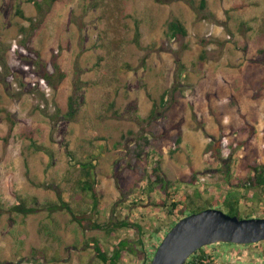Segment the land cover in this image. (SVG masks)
<instances>
[{"label":"rangeland","instance_id":"374dc122","mask_svg":"<svg viewBox=\"0 0 264 264\" xmlns=\"http://www.w3.org/2000/svg\"><path fill=\"white\" fill-rule=\"evenodd\" d=\"M37 1L43 15L29 0H0V264H87L94 259L88 245L91 238L100 240L109 252L114 246L110 239L138 238L135 228H91L93 222L111 225L122 218L141 225L144 248L150 247L148 259L160 234L175 222L159 199L177 201L185 191L195 201L193 207H181L186 214L207 206L228 213L220 194L213 199L194 197L196 189L189 184L199 181L197 173L191 175L193 182L182 183L171 179L175 174L165 167L169 187L179 190L170 197L155 183L148 192L147 177L162 149L167 157L173 156L170 136L188 113L192 118L190 79L202 65L199 55L224 58L227 68L218 71V77L230 78L243 92L250 89L248 96L242 94L250 109L241 115H251L264 129V0H193L192 7L185 0ZM173 18L186 29L181 40L170 34ZM54 63L64 76H53L49 85L42 75L52 73ZM155 118L159 119L153 127L150 121ZM152 128L159 133L153 139L161 137L160 144L147 148L127 168L126 148ZM234 134L220 130L213 137L214 142L225 139L230 144L212 155L210 162L218 170L210 171L212 179L205 180V194L209 186L218 191L236 177L237 156L232 155L240 144ZM32 141L42 148L33 147ZM259 153L255 150L251 161L262 163ZM82 163H87L94 186L102 192L95 210L90 194L81 188ZM248 183L244 176L232 185L242 186L245 194L253 188ZM257 188L261 191L253 193V205L239 204L237 217L264 216V186ZM14 193L38 210L28 215L10 211ZM58 195L81 222L64 209L49 214L40 208ZM112 231L118 233L112 236ZM246 245L225 242L204 247L213 257L210 264L264 261V240ZM237 246L248 249V256L221 255L226 247L238 255ZM255 253L262 255L253 261ZM121 254L118 264H149L127 251Z\"/></svg>","mask_w":264,"mask_h":264},{"label":"crops","instance_id":"0c3cea01","mask_svg":"<svg viewBox=\"0 0 264 264\" xmlns=\"http://www.w3.org/2000/svg\"><path fill=\"white\" fill-rule=\"evenodd\" d=\"M199 57L202 61V65L196 69L197 71L194 73V77L190 79V89H193L194 93L192 96V118L191 114L188 113L187 117L180 122L177 131L171 134V140L173 135L177 133L180 135L179 142L177 144L173 143L174 151L171 152L173 153V156L171 158L169 156L167 157L164 154L163 149L160 151L161 170L166 175L167 171L165 170V167H170L171 172L175 174L173 178L171 177V179L184 181L182 183L190 182L189 177L193 173H197V175H199V181L195 179L193 183L194 185H189H191L193 189H196L201 196L206 195L209 199H213L215 198L213 197L214 194H220L223 199L225 198L224 196H226V198L229 197L230 199L237 200V206L242 202L253 205L252 203H254L256 199L252 197L254 195L251 188L244 194L242 186H238L237 184H235V186L232 185L233 182H237V180L244 178V176L251 177L252 170L248 166V164H252L253 162L251 161V157L255 156V150L258 153L260 151H264V149H260L262 143L264 142V129H262V125L258 128L261 123H254L251 115L249 114L245 115V117H242L241 115L242 110L245 111L250 109V102H245L244 104L242 102V94L248 96L250 94V89L243 92L241 89L242 87H235V82H232L230 78L218 77L217 72H222L227 68L224 58L221 60H209L206 59L204 55H199ZM202 80L207 83L206 86H203L204 88L199 85ZM245 86H248V84L246 83ZM181 93L182 91H180L179 94ZM254 97L256 98V96ZM220 130H232L235 132V139L236 137L239 139L240 145L237 149V153L239 154L234 153L232 155V157L237 156L236 159H234L235 164L233 163L236 170V177H233L231 183L229 182L228 184L221 185V188L218 191L214 185L209 186V192L205 194L204 184H207V181L205 180L212 179V177H210L212 175L210 171L218 170L215 167V163L210 162L211 159L213 160V156L215 155L212 153L213 150H205L207 145L210 143L211 137H214ZM247 135L251 136L250 140ZM159 138L161 139V137ZM240 140L243 141L241 142ZM216 142L211 144L212 146L210 149L217 147ZM240 152H243L246 160H241ZM176 156L179 160H176ZM258 156L262 159L264 158V155L261 152ZM261 164H264V161H262ZM225 173L227 174L229 171H225ZM168 177L169 176L167 174L165 178L170 180ZM242 194L246 195L245 199L242 197ZM251 217H254V214ZM114 230L117 229L115 228ZM122 230L123 228L119 229V231ZM113 231L111 232L113 234L112 236H115L118 231L115 233ZM131 232H133V229H130L129 233ZM123 238L128 239V241L131 240L127 237V235H123V237L110 239V242L115 245ZM118 262L116 264H118ZM87 264L102 263L94 256V259L92 258Z\"/></svg>","mask_w":264,"mask_h":264},{"label":"trees","instance_id":"16d2710c","mask_svg":"<svg viewBox=\"0 0 264 264\" xmlns=\"http://www.w3.org/2000/svg\"><path fill=\"white\" fill-rule=\"evenodd\" d=\"M29 1L35 6L37 13L39 15H43L45 10L42 7L41 2H39L37 0H29ZM166 1H170V0H166ZM185 1H187L191 7L193 6V2H194L193 0H185ZM50 6H51V4L49 2H47L46 8H49ZM169 28H170V34L172 36H174V38L177 40H181L186 35V29L183 26V24L178 20V18H173L169 22ZM135 37H136V39H138V37H139V31H138L137 25L135 27ZM57 74H58V79H62L64 76V74L60 71L58 64L54 63L53 64V72L49 73V74L44 73L42 75V77L49 85H53V81H54L53 76H55ZM262 85L264 87V81H262ZM163 117H165V116H163ZM149 118H151V116ZM157 119H159V118H155L153 120L154 122L152 120L150 121V124L153 127L156 125L155 120L157 121ZM162 123H164V121ZM158 134L159 133L157 131H154V129L152 128V129H149L148 132L143 133V134L139 135L138 137H136L130 143V145L126 148V153L129 156L128 162L125 161V165L127 168H132L133 164L136 162V160L141 158L142 154L146 153L147 148H149V147L156 148L160 144L161 139L159 137L153 139V137L157 136ZM31 136L32 135H29L30 139H32ZM179 139H180L179 133L172 136V142L175 144H177L179 142ZM214 141H215L214 138L211 137L210 143L207 145L205 151L213 150L212 153L218 154L220 152V140L219 139L216 142L217 147L210 149V147L212 146L211 144H213ZM31 144H33L32 146L37 148V149L42 148V147H40V145H37L34 141H32ZM160 161H161L160 155H158L156 160L154 161L155 165L152 167V174L147 177V182H148L147 186L148 187H146V188L148 189V192H150L152 186L155 183V184L159 185L160 189L165 191L164 192L165 195L170 197L172 194L177 193L179 190H177L173 186L169 187L170 181L165 178L164 173L161 171ZM87 166H88L87 163H82V167L85 169V171H84L85 179H83L81 182V188H82V190H85L90 194V198L92 199V205L91 206H92L93 210H95L98 206V202L101 198L102 192L94 186V179L91 178V172ZM248 166L252 170L251 177L250 176L247 177L249 185H251L253 187L264 186V164L252 163V164H248ZM26 173H27V169H26ZM151 176L153 177L152 179H151ZM189 181L193 182L194 176H190ZM149 184H150V187H149ZM10 190H12V189H10ZM191 196L192 195H190L187 191H185L179 195L177 201H175V199H172V202L166 203L164 201V199H159L158 204L164 207L163 209L168 216H174L175 222H176L181 217L187 215L185 213V210L187 208L193 207L195 205V201L192 199ZM197 196H200V193L197 190H195L194 191V197H197ZM14 198H15V202L10 207V211H14V212L20 213L22 215H28V214L33 213V212L38 210L37 207H35L33 205L30 206L28 203H26L25 199H23L21 196H19L16 193H14ZM223 200H224L223 204L228 209V214L236 215V211L238 209L237 200L230 199L228 197L226 198V196ZM181 207H184L185 210L181 211ZM208 207H211V206H207L206 208H208ZM40 208H44L47 211V213H49V214H51V213H53L59 209H64L71 216L72 220L77 221V222H81V220H79L77 218V215L75 213L74 208L69 204L68 201H65L60 195H58L56 201H48L45 204H41ZM206 208H203V209H206ZM200 210H202V209L193 208L190 211V213L198 212ZM179 211H181V212H179ZM261 211L264 213V206L262 207ZM175 222L171 223L170 226L166 229V231H164L163 233L160 234L161 236H160L159 240L156 241V243H154L152 246V251H151V254H150L148 259L146 257L148 256V251H149L150 247H148V249L144 248V245H143L142 240L140 238L142 236L141 225L137 222L129 221L126 218L117 219L114 223H111V225L93 222L91 228L92 229H115V228L117 229V228H123V227L124 228H135L137 230V233H138V238H135L132 241H128V239H126V238L120 239L113 246L111 253L109 251H107V249H105V247H103L102 243H100V241L97 238H91L88 242V245H90L92 247L94 256L102 264H116L122 256V254H121L122 251H127L130 254H135L138 258H142L141 259L142 263L145 262L144 260H146V259H147L146 263L147 262L149 263L150 259L152 257V254L155 251L159 242L161 241L163 235H165V233L171 228V226ZM135 240L138 244H140L139 248H137L135 246V243H134ZM257 243L258 242H256L255 244H257ZM247 245H249V244H247ZM140 255H142V256L140 257ZM257 255L261 256L262 254L255 253V256L258 260L259 257H257ZM144 258H146V259H144ZM212 258L213 257L211 255V253L208 252L207 248L203 246V247L197 249L195 252H193L188 257V259L185 261L184 264H210ZM252 260L255 261L256 259L254 258ZM255 262H259V264H264L263 263L264 261H262V262L255 261Z\"/></svg>","mask_w":264,"mask_h":264},{"label":"water","instance_id":"95a60500","mask_svg":"<svg viewBox=\"0 0 264 264\" xmlns=\"http://www.w3.org/2000/svg\"><path fill=\"white\" fill-rule=\"evenodd\" d=\"M264 240V216L239 218L208 207L181 217L165 233L149 264H184L197 249L216 243Z\"/></svg>","mask_w":264,"mask_h":264},{"label":"built area","instance_id":"2783aa9c","mask_svg":"<svg viewBox=\"0 0 264 264\" xmlns=\"http://www.w3.org/2000/svg\"><path fill=\"white\" fill-rule=\"evenodd\" d=\"M229 144L230 143L228 140H225V139L220 140V148H223L225 151H226V148ZM226 155H228V152H226ZM243 246H245V245H243ZM246 246H248V245H246ZM237 247H238V249L236 251H237L238 255H236V253H235V255H231V253L228 252L229 249L224 250V252L221 251V253H222L221 255H223L226 258H229L230 256H235L236 258H238V256H240V257L242 256V259L244 257L248 256V249H246L242 246H237ZM255 259L257 260V258H255Z\"/></svg>","mask_w":264,"mask_h":264},{"label":"flooded vegetation","instance_id":"af4514ba","mask_svg":"<svg viewBox=\"0 0 264 264\" xmlns=\"http://www.w3.org/2000/svg\"><path fill=\"white\" fill-rule=\"evenodd\" d=\"M262 187H263V186H262ZM252 190H253V192H252V193H254V192H255V190H259V191H261V188L253 187V188H252Z\"/></svg>","mask_w":264,"mask_h":264}]
</instances>
